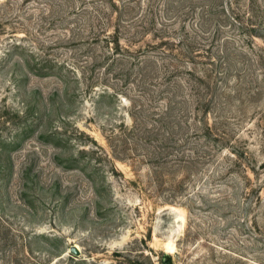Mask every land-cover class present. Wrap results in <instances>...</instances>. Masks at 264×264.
Instances as JSON below:
<instances>
[{
	"label": "rangeland",
	"instance_id": "rangeland-1",
	"mask_svg": "<svg viewBox=\"0 0 264 264\" xmlns=\"http://www.w3.org/2000/svg\"><path fill=\"white\" fill-rule=\"evenodd\" d=\"M169 262L264 264V0H0V264Z\"/></svg>",
	"mask_w": 264,
	"mask_h": 264
},
{
	"label": "water",
	"instance_id": "water-1",
	"mask_svg": "<svg viewBox=\"0 0 264 264\" xmlns=\"http://www.w3.org/2000/svg\"><path fill=\"white\" fill-rule=\"evenodd\" d=\"M70 252H71L73 255H75V256H80V255H81L80 250H79L76 246L71 247ZM168 264H172V263L169 262Z\"/></svg>",
	"mask_w": 264,
	"mask_h": 264
},
{
	"label": "trees",
	"instance_id": "trees-1",
	"mask_svg": "<svg viewBox=\"0 0 264 264\" xmlns=\"http://www.w3.org/2000/svg\"><path fill=\"white\" fill-rule=\"evenodd\" d=\"M116 42L119 44L118 40H116Z\"/></svg>",
	"mask_w": 264,
	"mask_h": 264
}]
</instances>
